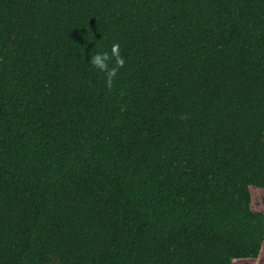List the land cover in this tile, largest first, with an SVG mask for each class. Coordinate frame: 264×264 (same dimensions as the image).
<instances>
[{
	"label": "trees",
	"instance_id": "trees-1",
	"mask_svg": "<svg viewBox=\"0 0 264 264\" xmlns=\"http://www.w3.org/2000/svg\"><path fill=\"white\" fill-rule=\"evenodd\" d=\"M261 260L264 0H0V264Z\"/></svg>",
	"mask_w": 264,
	"mask_h": 264
},
{
	"label": "clouds",
	"instance_id": "clouds-1",
	"mask_svg": "<svg viewBox=\"0 0 264 264\" xmlns=\"http://www.w3.org/2000/svg\"><path fill=\"white\" fill-rule=\"evenodd\" d=\"M118 46H113V51L115 52L117 50ZM105 59H107V57H105ZM93 63L96 65H100L101 67H103V65L101 64V60L100 57L97 56L96 58H94ZM122 63V61H121Z\"/></svg>",
	"mask_w": 264,
	"mask_h": 264
},
{
	"label": "rangeland",
	"instance_id": "rangeland-1",
	"mask_svg": "<svg viewBox=\"0 0 264 264\" xmlns=\"http://www.w3.org/2000/svg\"><path fill=\"white\" fill-rule=\"evenodd\" d=\"M257 264H264V260L259 261Z\"/></svg>",
	"mask_w": 264,
	"mask_h": 264
}]
</instances>
